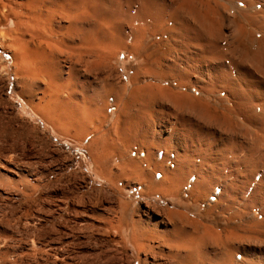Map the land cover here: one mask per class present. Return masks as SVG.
Here are the masks:
<instances>
[{"label": "bare ground", "instance_id": "obj_1", "mask_svg": "<svg viewBox=\"0 0 264 264\" xmlns=\"http://www.w3.org/2000/svg\"><path fill=\"white\" fill-rule=\"evenodd\" d=\"M219 1L183 0L168 13H152L149 0H0V48L10 51L20 74V99L51 127L63 125L82 139L97 179L96 192L87 197L68 199L52 190L53 207L70 208L68 222L85 226L88 239L101 248L113 242L123 251L118 258L128 253L125 264H264V170L252 184L264 151L257 146L261 154L244 152L240 137L243 124L253 130L264 119V0ZM150 28L160 37L170 34L167 53H180L171 59L153 54L160 68L179 79L177 89L163 86L161 74L151 68H139L128 81L117 78L123 68L117 57L133 56L128 41L137 43ZM113 58L117 67L111 75ZM210 60L226 63L224 72L235 74L217 88L233 105L224 110L192 94L203 89L200 76L219 68ZM17 120L0 115V200L7 206L23 197L26 211L0 216V222L16 226L13 231L0 224V264H37L43 254L64 262L68 250L63 253L61 246L84 235L67 227L61 234H44L41 227L54 216L48 209L46 215L29 212L39 206L48 183L42 169L18 151L32 146L39 132ZM256 138L250 141L257 145L262 140ZM134 189L138 207L135 196H128ZM199 203H206V210L191 213L190 206ZM83 250L89 259V248ZM100 257L98 264L108 263Z\"/></svg>", "mask_w": 264, "mask_h": 264}, {"label": "rangeland", "instance_id": "obj_2", "mask_svg": "<svg viewBox=\"0 0 264 264\" xmlns=\"http://www.w3.org/2000/svg\"><path fill=\"white\" fill-rule=\"evenodd\" d=\"M133 1H136V0H133ZM149 1L151 2V7L150 8L152 10V13H155V12L157 13L158 11H162L164 13L165 12L168 13L169 10L172 7H178L179 4L181 5L182 2H183V0H180L181 3H180L179 0H149ZM197 1H202V0H197ZM203 1H205V0H203ZM217 1L220 2L219 0H217ZM237 7H239V9H241V8H243L244 10L246 9V6H244V4H242V3H238V6ZM259 9H260V5H257V10H259ZM152 18L153 17L151 16V19ZM151 19H150V22H152ZM167 24L168 23H164L163 26L165 28H172V29L175 28V26H176L174 23H169L168 25ZM171 25H172V27H171ZM246 29L247 30H250L251 27L249 25H247L246 26ZM158 34H159L158 32H154L150 28V30L148 29L147 34H145L146 36L140 37V39H139V41H137V43H134L135 40H132V39H130V41H128L129 43H127V48L131 52V54H133V56H129L128 55L129 54L128 52H121V54H119V56L117 58H118V61H123V68H120L121 70H119V75H117V78L120 79V77H121L120 75H122L123 80L128 81L130 77H132V76L135 75L136 71H138L139 68H141V69L151 68L156 73L157 76L158 75L160 76V74H161L162 79H164L163 81H165V82H161V84L163 83L162 84L163 86H165V87H171V88H174V89L176 88L177 89V85L179 83V79L175 75L170 74L169 72L166 73L165 69L162 66L160 68V65H158L157 63H155L153 61V59H154L153 57H155V55H153V54H155V51H158L159 53H162L163 56H165L166 58L169 57V59H171V56L175 58L177 55L180 56V53H179V51L178 52L177 51L176 52L171 51L170 53H167V48H168L169 44L172 43L171 42L172 40H171L170 34H168V36L166 35V36H161V37ZM154 35H157V36H154ZM151 36H152V38H151ZM256 38L257 39H261L262 38V33H260L259 30H256ZM145 42H148L150 45L147 44V43H145ZM155 42H158V43L153 44ZM143 44L145 46H143ZM162 44H163V48H162ZM151 46H152V48H151ZM149 48H151V49L149 50ZM136 49H137V51H136ZM144 50H145V52H144ZM149 51H150V53L151 52H154V53H151L152 57H150L151 55H150ZM172 53H174V54H172ZM139 55H140V57H139ZM137 56L139 58H141L142 60L139 59V58H137ZM132 57H134V58H132ZM145 57H148V58H145ZM136 58L139 61H137ZM141 61L142 62L144 61L143 62L144 65L141 64V63H138V62H141ZM124 63H126V64H124ZM209 63H211V64L213 63V65H217L219 68L217 69L216 72H211V74H209V75H202V76H200L201 78H203L205 80V83L206 84L204 83L203 89H201V90L198 87L195 88V91L192 94H194L193 97L195 99H199V101L201 103H203L205 105H208L212 109L224 110L223 109L224 108V105H225L226 108L227 107H231L233 105L231 103L229 105L226 103L227 96H226L225 92H221L219 94V90L217 88H218V86H220V83H222L223 80H225L226 78H229L231 80L235 79V74L234 73L231 74L230 72H224V70H226L228 66H226V63H224L222 61L221 62H218V61H212L211 62V60H210V61H208V64ZM14 64H15L14 63V59L11 56L10 51L8 49H6V48H0V115L1 116H4V117L5 116L6 117H9L10 116V118H14V119L16 118V120L18 119L17 121L19 123H21V122L24 121L25 124L29 125V127H31V128L34 127V128H36L38 130L39 133L36 134L37 137L34 140L35 143H33L32 146H30V147H28L26 149L25 148L23 150L22 149H18V151L20 150L19 151V154L22 155V156H24V158L29 159L30 161L32 160L31 162H32V164H33L34 167H37L36 169H39L40 171L42 169L41 172L43 173V176L45 175L44 178L47 180V183L49 184V185L47 184V186H46L47 188H45V190L44 189L42 190V195L39 197L38 202L41 204V205L39 204V206H41V207L37 206V207L31 208V209H28V210H30L29 212L35 214L38 211V209H39V211H38L39 214L41 213L43 215H46L47 212L49 211L48 214L49 215H53L56 218L55 219L53 217L51 220H49L48 222H46V223L43 224V226L41 227V229H42V232L44 231L43 232L44 234H49L51 232H52V234H55V232H56V234L57 233L58 234H61V232L64 229L65 230H68L67 228H69V232L71 234L74 233V231L76 233H77V231H79V232H81L80 233L81 235H84L83 236L84 237V240H81V241H73V242H70V244H67V245H64L63 244V246H61L62 247V251H64V250L67 249L68 251H66V252L69 255H67L66 252L64 251L63 253H65L67 255V257H65L66 255H64V259H65V260H63L64 262L60 261L61 262L60 263L59 261H57L58 264H68V263L69 264H81V263L82 264H98V259H96V256H98V255H101L100 261H104L106 263L108 261L107 264H111L112 262L115 263V264H118L119 263L118 261L124 262V264H125L126 263V260L128 259V257L130 258V255L128 253L124 252L120 256L121 258H118L119 257V254H120L119 252H121L122 250L121 249H118V247L113 242H110V244H107V247H105V249L104 248H101V244L93 242V240L90 239V238L88 239V237H89L88 234H87L88 229L85 226L80 227L81 228L80 229V228L75 227V225H73L70 221L68 222V220H67L68 218L67 217H68L69 213H71L70 212L71 211L70 208L63 207L64 209L62 208V209H60L61 210L60 211V210L55 209V207H53V203H55V201L57 200V197L56 196H53L50 193L52 190H58V191L61 190L60 192L63 193L64 196L66 198H68V199H78L81 196L82 197H87V195H89L90 192H93V193L96 192V188L98 187L97 179L92 175L91 170H90L93 167V164H92V162L90 160V157L88 156L89 154H88L87 150H85V148L82 145H80V141L82 139H80L77 136H75L73 134V132L68 129V127H65L63 125H56L55 128L53 126L51 127L50 124H48L46 121H44L42 118H40L39 115H37L33 110H31V108L20 99L19 93H18V91H19V84L18 83H20V80H19L20 79V74L18 73L17 70H15ZM149 65L150 66L152 65V67H150ZM155 65H156V67H155ZM2 66H3V70H2ZM111 66L113 67V69L111 71V75H112L113 72H114V70H116V67H117V64L115 63L114 58L111 61ZM198 66L200 67V65H198ZM3 72L4 73H7V74L4 75ZM170 75L171 76L173 75V76L171 77ZM169 77H171V78H169ZM172 78H174V79H172ZM184 91H187V89L185 88ZM15 105H18V109L16 111H13L12 112L11 111V108H12V106L15 107ZM21 119H23V120L21 121ZM28 120L30 121V123H29ZM242 126H244L245 128H248L249 127L248 129H245L244 127H242V132L243 133H241V135L242 134L243 135L240 136L241 139L244 140L243 141L244 146H245L244 152H246V153L247 152H255V151H253V149L254 150H257V152H258L259 149H262L261 152H263L264 151V147H263V144H264L263 143V139H264V137L262 136L263 137V139H262L260 133L261 134L264 133L263 131L261 132V130H262L261 128H264V119H262V123L260 124V126L258 128L255 127L253 130H252L253 127H251L250 125L248 126L247 124H243ZM51 128H52V130H51ZM68 131H70V132H68ZM255 131L258 132V133H256ZM256 134H257V136H256ZM38 135L39 136L42 135V136L39 137ZM246 135L247 136L250 135V136L247 137ZM44 137H45V139H44ZM76 137H77V139H76ZM254 137L255 138L256 137H259V138H256V139L258 141L262 140L261 143L259 142V143H257V145L254 144L255 142H257L254 139ZM249 138L250 139L253 138V141L255 140V142L250 141ZM43 142H45V144ZM249 142H252V143L250 144ZM258 144H260V145L262 144L261 145V148H260V145H258ZM257 146H259V149L257 148ZM32 151H33V153H32ZM259 153H260V150H259ZM263 153H262V155H264ZM33 154H35V155L32 156ZM36 155H37V157L35 158ZM131 157L132 158H136L135 155H134V153L131 154ZM159 157H162V155H160ZM170 157L173 158L172 155ZM34 162H37L38 164L36 163V165H35ZM262 162H264V161H262ZM261 163L258 164V167L257 168H259V172H257L255 174V176L253 177V180H252L253 183L252 184L257 183L259 181V177L261 175V172L264 170V168H263L264 165L262 166ZM49 164H50V166H49ZM112 164L113 163L111 162V165ZM262 164H264V163H262ZM43 168H45V169H43ZM47 171H48V173H47ZM49 181H50V183H49ZM85 182L89 183V186H87V189L86 188H83ZM252 184L250 183V185H252ZM51 185H53L52 186L53 188L51 187ZM250 188L252 189V187H250ZM250 188H248L249 190H248V192H246V194H243V197L242 198H243V201L244 202H247L248 201L249 193L251 192V189ZM137 192H138L137 189L131 190V191H129L128 196H131V197L135 196V202H137L136 205L138 204L139 206H141L140 205L141 200H140V197H138ZM43 198H45V199H43ZM183 198L186 199V195H183ZM19 199L16 202H14V203L6 204L7 206H5L4 202H2L0 200V206H1L0 207L1 209L0 210L2 211V214H0V216L4 215L3 213H5V215L6 214H16V213L17 214H21V213L23 214L26 211L25 210L26 208H25V205H24L25 199H23V197H20ZM41 199H43V200H41ZM143 199H145V198H143ZM41 201H43V202H41ZM49 202H50L51 205L48 204ZM138 205H137V207H138ZM160 205L161 206H166V202L160 201ZM8 206H9V208H7ZM10 207H11V210H10ZM13 207H16V208H13ZM206 207H207V204L206 203H199L196 206H190V211H191V213H193L195 211L196 212H199V213H203L206 210ZM210 207H212V205H210ZM2 208H3V210H2ZM5 209H7L8 211L5 210ZM32 209L33 210L35 209L34 210L35 212ZM47 209H48V211H47ZM16 210H17V212H16ZM1 211H0V213H1ZM5 211H7V212H5ZM10 211H12V212H10ZM44 211H45V214H44ZM252 211H255L254 218H256L258 220H261L262 219V216L259 215V213L255 210V208H253ZM67 213H68V215H67ZM63 216H64V218H63ZM212 218H214V216ZM1 221L2 222H0V224H1V226L3 228L5 227V229L7 228L8 230H13V231L16 230V228H15L16 226L15 225H13V224L10 225V224L6 223L4 221V219H2ZM59 222H60V224H59ZM63 224H64L65 227L63 226ZM45 226H47V228ZM55 226H57V228ZM214 228L216 230H219L220 229V227L218 225H214ZM78 229H80V230H78ZM45 230H47L48 233ZM50 230H51V232H50ZM87 244H88V246H87ZM111 244H112V246H111ZM70 245H72V247ZM85 246L88 247L89 250H90L88 253L91 255L89 257L90 258L92 257L91 258L92 261H91L90 258L89 259H86L83 256V255H85V252L83 250ZM109 248H111L113 251L111 249H110V251L107 250ZM115 249H116V251H117L118 254L116 253V251H114ZM92 250H94V251H92ZM72 251H74V252H72ZM97 253H98V255H97ZM93 254H95V255H93ZM45 255L46 254H43L42 256H39L41 258L39 259V261H38L37 264H46V263L47 264H50V263L51 264H55V263H57L56 261H54L53 259H51L49 256H47V255L45 256ZM81 255L83 256V258H82ZM106 255H108V256H106ZM93 256H94V258H93ZM112 256H113L114 259L116 258L114 261L112 260ZM126 256H127V259H126ZM45 257H46V259H45ZM70 257H72V259H70ZM106 258H109V259H106ZM41 259H42V261H41ZM73 259H75V260H73ZM105 259H106V261H105Z\"/></svg>", "mask_w": 264, "mask_h": 264}]
</instances>
